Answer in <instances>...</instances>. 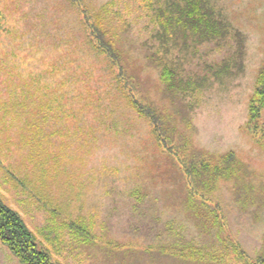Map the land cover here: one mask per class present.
Listing matches in <instances>:
<instances>
[{"label": "rangeland", "instance_id": "rangeland-1", "mask_svg": "<svg viewBox=\"0 0 264 264\" xmlns=\"http://www.w3.org/2000/svg\"><path fill=\"white\" fill-rule=\"evenodd\" d=\"M211 2L231 31L242 35L243 57L235 53L233 36L164 55L153 38L151 0H0V196L55 264H204L162 254L161 248L176 240L209 253L219 248L215 238L195 228L183 172L157 145L150 121L128 105V95L173 120V146H181L185 161L235 155L242 165L239 179L218 182L204 198L209 210L218 208L225 233L245 257L262 256L264 139L250 135L247 122L264 67V0ZM84 8L102 18L118 43L127 76L88 45ZM155 51L180 67L192 91L174 96L165 89L148 58ZM225 62L234 63L232 73L216 79L210 69ZM80 72L82 83L66 80L60 89L67 93L65 115L44 122L41 136L29 131L18 104L23 92L41 86L42 93H51ZM38 74L44 75L39 85L33 81ZM40 94L27 101L31 124L44 116L37 109ZM73 94L82 95V104L72 105ZM70 105L74 120L65 117ZM259 127L264 130V112ZM74 222L87 226L83 237L75 235ZM230 246L226 262L234 264ZM0 264H20L1 243Z\"/></svg>", "mask_w": 264, "mask_h": 264}, {"label": "trees", "instance_id": "trees-1", "mask_svg": "<svg viewBox=\"0 0 264 264\" xmlns=\"http://www.w3.org/2000/svg\"><path fill=\"white\" fill-rule=\"evenodd\" d=\"M151 1L156 3L154 7V21L157 28H155L153 38L158 42V51L161 50L164 55L169 54L175 48H178L179 51L194 49L204 43L224 40L228 36H233L237 42L235 53L243 57L244 39L242 35L238 31H231L232 26L216 10L211 0ZM103 9L105 10V7ZM82 16L84 17L83 21L86 24L87 30L91 33L88 35L91 38V42L88 44L90 48L95 52L104 54L110 64L118 67L121 77L127 76L124 67H122L123 53L119 49L118 43L110 35L108 29H106L104 22L101 21L102 18L86 8L83 9ZM158 51L152 52L148 58L150 57L156 63L154 64L159 70V79L165 89L174 94V96L186 93L189 90L192 91L191 80L180 75V67L177 68L174 63L163 62V58H161ZM230 65L225 62L218 70L213 71V68L210 70L214 76H217V78L215 77L216 79H220L221 75L225 74L226 71L231 72ZM56 68L54 67L53 71ZM38 75L37 78H33V81L39 85L44 75ZM66 80L71 86H76L79 82L82 83V72L80 74L71 73L65 81H59L55 85L57 88L52 89V94L42 93L43 90H40L41 86L35 92H23L22 102L18 103L19 109L21 110V115L26 116L25 125L29 128V131L34 132V128L37 136H41V126L44 122H48L49 120L58 121L60 116L63 117L65 115L63 101L67 100L65 96L67 93H62L60 89L65 86ZM47 86L43 85L42 87L48 91ZM39 92L41 94L38 99L41 105L37 109L44 112V116L41 120H37L36 124H31L28 122L32 117L27 113L29 109L27 101L29 98H37ZM125 99L131 108L150 121L157 145L174 158L176 164L183 172L188 196L186 208L195 222V228L203 236L215 238L219 246L215 252L209 253L196 247L194 242L190 241L181 244L179 240H176L171 244L170 248L168 247L169 249L162 247L161 253L165 254L166 252L168 255L170 254L179 260L195 263L229 264L226 260L230 255L229 245H231V253L235 256L234 264H264V248L262 256L258 259L251 260L245 257V253L241 251L236 242L225 233L226 224L221 218L222 216L218 208L214 207L212 210H209L211 207L209 205L211 204L204 198V194L213 193L217 189L218 182H236L239 179L241 173L240 167L242 165L238 163L235 155L228 153L220 157H210L207 154H203L201 157L196 156L191 162L185 161L186 159L180 157L179 149L181 146L176 145V149L173 146L175 144L174 134L177 129L176 126L170 123H173V120L157 113L151 105H142L132 95L126 96ZM70 100L74 102L72 105H80L82 104V95L73 94ZM11 105L14 108L15 105ZM72 105H70V114L65 117L74 120L76 119V113ZM248 107L247 132L254 138L263 140L264 130L259 125L261 124L262 112H264V67L260 69L257 75L255 89L250 97ZM53 110L57 111L56 114L54 113L52 117L48 116V114L53 113ZM5 113L11 114L13 112L6 110ZM56 133L53 132L52 134ZM197 200L198 202L200 201L198 204ZM72 226L76 230V236L83 237L84 233L87 232V226L83 222H74ZM167 226L169 225L167 224ZM84 240L88 241V239ZM0 243L7 248L9 253L20 264H55L50 258L49 253L39 246L35 235L28 229L21 217L5 203L1 196Z\"/></svg>", "mask_w": 264, "mask_h": 264}]
</instances>
